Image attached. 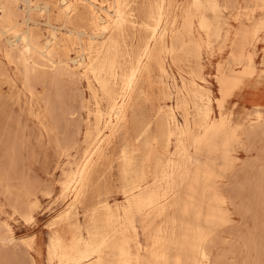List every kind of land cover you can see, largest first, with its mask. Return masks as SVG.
<instances>
[{"label":"rangeland","instance_id":"374dc122","mask_svg":"<svg viewBox=\"0 0 264 264\" xmlns=\"http://www.w3.org/2000/svg\"><path fill=\"white\" fill-rule=\"evenodd\" d=\"M36 1L50 7L32 13L36 28L22 3L0 23L28 26L41 45L57 29L54 66L10 49L0 30V264H150L143 229L168 236L166 264H264V128L248 135L264 111V0H117L116 12L97 0L105 35L84 2L66 15L59 0ZM160 14L169 24L151 42ZM76 52L80 67L68 60ZM198 67L205 101L193 99ZM86 160L74 196L65 187ZM254 179L250 198L242 187Z\"/></svg>","mask_w":264,"mask_h":264},{"label":"bare ground","instance_id":"6f19581e","mask_svg":"<svg viewBox=\"0 0 264 264\" xmlns=\"http://www.w3.org/2000/svg\"><path fill=\"white\" fill-rule=\"evenodd\" d=\"M112 1V8L114 12L117 11V0H111ZM77 2H84L92 11L93 19H94V26L98 34L105 35L109 32L110 22L108 18V11L105 9L107 5H104L101 2H98L97 0H59V7L63 13L66 15H69L73 11V4ZM18 3H22L25 8L23 9V13H25L26 19H24V23L31 22L33 26L36 28L37 23L32 20V13H49L50 7L48 3H41L36 0H23L20 2V0H0V23L8 19L7 16V7L14 5L17 6ZM196 5H199V0H195ZM22 8V7H21ZM17 9V8H16ZM169 24V18L168 16H160L157 19V25L152 30V36H151V42H153L154 39L159 38L161 34L165 31L167 25ZM3 28V27H2ZM49 33L47 39L44 41V43L41 45L38 41H36L35 36L33 34L32 29H30L28 26L23 31H15L11 33V30L8 29H0L1 35L6 37V45L14 50V49H20V53L23 57H25L27 60L31 58V56H34L35 59H37L41 65H47L50 64L51 66H54L53 61V54H52V47L57 39V29L54 27H49ZM202 29L207 30L208 28L203 26ZM69 34V38L72 36V33L70 31H67ZM83 33V32H80ZM95 39L94 36L88 37L89 44H92L91 41ZM5 41V40H4ZM21 47V48H20ZM151 49V44L146 46L145 49L142 51L141 57L139 59V62H137V65L134 69V71L131 73V75L128 77L127 80L124 81V93L121 95L123 98L125 95H128L131 92L132 85L136 82L137 77L142 72L143 66H145L146 61L149 57ZM196 57L198 60H200V56L197 55ZM70 64L73 66L80 67L83 62H85V58L82 57L80 52H76L75 58H69L68 59ZM33 64L38 66L34 61H32ZM231 62L228 63V67L230 68ZM201 78V68L198 67V69L195 72V80L192 81L191 87H192V93L194 98L199 101H205V98L203 95L200 94L199 90L197 89V82ZM126 99V98H125ZM125 99L123 100L120 98L119 102L116 103L112 109V119L115 121L119 120V118L122 116L124 112V106H125ZM201 118H204L205 110L201 109ZM193 130H196L198 127H200L199 121L193 122ZM264 128V113L263 114H257L255 119L251 121L250 125L248 126V135L252 136L261 129ZM192 130H189L188 135L190 136L192 133H190ZM84 165L76 170L74 173H72L70 179L68 180L65 189L72 193L74 196L80 192L79 187L85 180L86 175V169L88 166L89 161H84ZM123 164L125 166V173L128 174L131 172V161L127 158H124ZM260 173L262 177L264 178V162L262 167L260 168ZM256 180L249 181L248 185L246 187H242L243 191H247L249 194V197L252 198V195L256 194L257 192H260V188L256 189L255 187ZM238 187L234 188V192H236ZM239 188L238 190H240ZM251 191V192H250ZM139 199L138 198H132L127 200V204L133 209V211L138 215L139 214ZM69 212V211H68ZM107 208L104 209V215L107 214ZM8 229V228H7ZM168 229V228H166ZM170 233L174 234L173 226L170 228ZM143 237H144V255L146 260L150 264H166L167 255L169 252V245L170 241L168 236L166 234L157 233L152 235L148 230L143 229ZM219 238V237H218ZM220 239V238H219ZM213 240H211L207 245H212ZM223 242V241H222ZM225 244V243H222ZM230 253V247L225 249L224 254ZM218 258V257H217ZM213 261L212 264H218L217 259ZM89 259H85V263H89ZM174 264H180V259L178 256L175 257L173 260Z\"/></svg>","mask_w":264,"mask_h":264},{"label":"crops","instance_id":"0c3cea01","mask_svg":"<svg viewBox=\"0 0 264 264\" xmlns=\"http://www.w3.org/2000/svg\"><path fill=\"white\" fill-rule=\"evenodd\" d=\"M228 64V63H227ZM262 66L264 67V59H263V63H262ZM229 70V68H226L225 70H224V72H226V71H228ZM264 113V111L263 112H261V113H258V114H263Z\"/></svg>","mask_w":264,"mask_h":264}]
</instances>
